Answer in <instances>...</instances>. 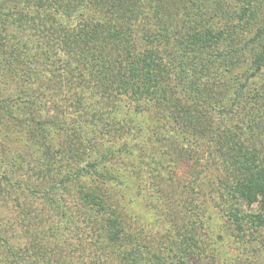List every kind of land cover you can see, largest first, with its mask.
<instances>
[{
	"label": "trees",
	"instance_id": "16d2710c",
	"mask_svg": "<svg viewBox=\"0 0 264 264\" xmlns=\"http://www.w3.org/2000/svg\"><path fill=\"white\" fill-rule=\"evenodd\" d=\"M37 2L48 5L59 22L52 21L47 31L64 29L66 24L76 26L72 35L61 33L63 50L58 52L67 51L71 58L80 61L73 65L70 75L74 74L75 80L83 83L93 102L98 104L100 98L104 99L108 116L119 114L120 118L110 120L118 124L119 131L110 139L97 136L95 132L103 130L99 125L102 119L99 108L92 109L90 119L82 120L88 112L80 94L75 118H61L62 131L67 132L61 136L64 142H60L59 148L71 152L68 155L74 160L73 168L66 169L60 180L49 184L45 191L51 192L43 193L48 201L46 206L53 210L54 216L49 218L46 228L34 230L37 238L43 240L49 236L54 240L46 244L30 235L25 247L14 248L8 239L0 236L4 242L0 244V264L6 261L5 250L19 264H71L68 255L60 251L58 238L71 229L72 223L82 229L75 217L79 220L82 216L81 220L86 218L87 222L91 212H104L114 204L108 200L112 192L108 184L118 179L115 166L120 156L129 157L135 147L143 152L153 150L154 138L158 136L166 141L165 145L161 141L159 147H164L171 164L189 160L184 168L191 196L184 201L191 205L194 218H187V226L166 227L167 241L163 240L156 250L142 251L147 244H140V240L130 249L121 247L129 238L123 234V222L115 211L105 219L104 238L114 260L103 254L101 262L94 260L93 264H184L180 256L192 262L191 253L198 250L197 253L205 254L202 245L192 242L196 243L199 229L206 227L202 207L213 194L219 197L221 214L240 234L236 244L246 247L241 253L248 254V259L239 263L264 264V83L255 80L264 68V19L259 21L253 13L252 1L241 0L236 7H232L231 0ZM253 19L259 22L252 38L256 50L248 60L246 75L239 79L241 75L232 71V58L219 44L227 23H247ZM3 44L0 53L9 55L6 58L9 73L2 72L0 76H11L16 81L14 88L22 84V96L33 93L28 91V84L38 81V86L48 89L57 74L66 75L64 70L69 60L58 52L50 60L51 51L45 44L41 52L46 62L42 54L36 55L37 44L33 41L21 46ZM27 52H30L28 59ZM13 98L19 99V95ZM13 98L0 100V110L9 116H13L12 106L15 108L16 104ZM108 98H113L114 103L106 102ZM130 102H136L137 106L130 108ZM93 120L98 126L95 132L89 127ZM251 121L255 126H251ZM19 123L28 128L25 122ZM37 127L45 136L44 122ZM176 132L180 145L173 141ZM208 134L204 157L198 152L203 148L197 139ZM118 139L120 144L112 150L110 141ZM75 145L80 151L74 152ZM164 157L158 154V161L163 162ZM199 163L208 176L202 174L204 170L193 171ZM74 179L85 188L80 210L83 214L74 215L64 200V195L72 191L70 184ZM55 195L57 205L53 206ZM199 195L201 202L197 201ZM180 228L184 230L179 232ZM116 250L120 251L117 255Z\"/></svg>",
	"mask_w": 264,
	"mask_h": 264
},
{
	"label": "rangeland",
	"instance_id": "374dc122",
	"mask_svg": "<svg viewBox=\"0 0 264 264\" xmlns=\"http://www.w3.org/2000/svg\"><path fill=\"white\" fill-rule=\"evenodd\" d=\"M240 1L231 0L232 7H236ZM251 1L252 11L261 21L264 19V0ZM252 18L254 17L252 16ZM177 19H180V16ZM52 21H55V24L59 23L50 7L45 3L37 2V0H0V44L2 45L4 42L3 45L9 43L21 46L33 41L37 44V47L34 46V48L38 57L43 55L41 48L45 44L51 51V53L48 52L50 60H54L56 52L63 50L61 33L72 35V29L76 26H67L68 24H66L64 29L47 31V26L51 25ZM258 23L254 22V19L253 21L248 20L247 23L233 22V25L229 22L226 24L224 37L220 41L219 47L232 58L230 60L231 65L233 63L232 71L241 75L239 79H243L246 75L248 60L256 50L252 38ZM4 24L6 28L2 27ZM28 53L30 52H27V59ZM59 54L69 60L64 70L66 75L64 73L57 74V78L54 77L53 83L48 89H44L41 83V86H38V81L28 84V91H33L32 95L22 96L20 92L22 84H18V88H14L16 81L11 76L8 74L0 76V100L19 95V99L13 98L16 100L15 108L12 106L13 116L0 110V236L8 239L9 244L14 248L25 247L29 243L30 235H33L32 238L38 242L42 241L46 244H51L54 240L49 236L46 238L43 236V240L37 238L34 235V230L46 228L50 222L49 218L53 219L54 216L53 210L46 206L48 201L43 197V193L51 192L45 191L49 188V184L60 180L66 169L73 168L74 160L68 155L71 152H66L65 147L64 149L59 148L60 142H64L61 136L66 135L67 132V130L62 131L63 121L61 118L70 120L74 117L77 113L74 110L80 94L83 95V106L88 112V114H83L82 120L90 119L92 109L99 108L98 111L102 117L99 125L101 128L103 127V130H97L98 126L94 120L89 123V127H92L94 132L97 130L95 132L97 136L110 139L112 134L119 131L116 128L118 124L110 122L112 117L120 118L119 114L113 113L108 116V112L105 111L104 99L99 97L98 104L93 102L83 83L75 80L74 74L70 75L73 65H78L80 61L71 58L67 51ZM42 57L45 61L44 55ZM6 58H9L7 53H0V75L2 72L9 73V70L6 69ZM255 80L264 83V68ZM55 83H57L56 87L52 88ZM33 99L44 104H37ZM108 100L110 103H114L113 98L106 99V102L109 103ZM122 100L126 99L123 97ZM135 106H137L136 102H130V108L133 109ZM125 120L123 119V122ZM19 121L25 122L28 128L26 125L20 124ZM43 122L45 136L44 134L42 136L37 127ZM74 124L72 123V125ZM250 124L252 127L255 126L252 121ZM178 132L173 136V141L176 143H179L177 141ZM210 134L203 135L199 139L196 138L201 141L203 148L198 152L204 157L207 155L203 150L209 143ZM262 137H264V132ZM154 139L155 148L153 150L147 149L143 152L135 147L133 152L129 153V157L120 156V161L116 162L118 179H114L108 184L112 189L108 200L113 201L116 206L112 204L111 207H106L104 212L95 214L91 212L87 222L86 218L81 220L82 216L79 217V220L75 217L78 224L82 225V229L72 223L70 224L71 229L65 230V234L58 238L60 244L58 247L62 254L68 255L71 264H93L99 260L101 262L103 254L110 255L109 259L114 260L115 256L109 251L104 238L106 235L105 219L108 216H113L115 211L118 212L117 216L123 222L125 230L123 234L129 238L127 242L121 244V247L130 249L140 240V244L144 242L147 244V247H143L142 251L156 250L161 247L163 240L167 241L164 238L166 227L171 228L174 224L183 226L186 224L187 218H194L191 205L184 201L191 196L189 186H186L188 176L187 170L184 168L187 167L189 160L183 159V162L171 164L164 147H159L161 141H163V145L166 144V141L161 139V136ZM120 141L121 139L116 142L110 141L111 149H116ZM75 146L74 152L80 151L77 145ZM99 146L103 147L104 145L100 144ZM74 152L72 157H74ZM160 153L165 156L163 162L158 161L157 156ZM203 167V164L199 163L193 171L204 170ZM202 174L209 175L205 170ZM85 182L88 183L89 180L85 179ZM80 185L82 184L79 180L74 179L70 184L71 193L64 195L66 206L74 215L75 212L83 214L80 210L84 205L82 197L85 188ZM211 197L207 200L205 207H202L206 227L199 229L200 233L196 234V243L192 242V244L202 245L201 250H205V254H199L196 250L195 254L189 255L192 262L181 256L180 259L184 264H240L239 260L243 263L248 259V254L241 253L246 248L244 245L236 244L237 240H240L237 238L240 234L221 214L218 204L220 203L219 197L216 194ZM53 199L55 203L53 202L52 205L56 206V195ZM202 200L201 196L197 199L198 202ZM245 209L249 210L248 207ZM183 228H180L179 232L181 229L183 231ZM185 233H187L186 227ZM0 244L3 245L4 242L0 241ZM247 252L250 253V248L247 249ZM115 253L117 255L120 251L116 250ZM5 255L4 264H19L17 260L12 259L9 251L5 250Z\"/></svg>",
	"mask_w": 264,
	"mask_h": 264
}]
</instances>
